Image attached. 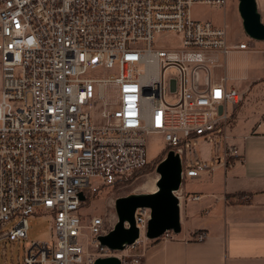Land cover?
<instances>
[{"label": "built area", "instance_id": "1", "mask_svg": "<svg viewBox=\"0 0 264 264\" xmlns=\"http://www.w3.org/2000/svg\"><path fill=\"white\" fill-rule=\"evenodd\" d=\"M229 2L0 0V242L25 241L32 216L53 222L51 240L25 243L23 264H143L149 209L136 211L140 237L122 251L100 242L115 225L83 210L150 163V136L180 157V208L185 183L243 162L231 126L244 95L216 72L251 42L231 45L226 26L191 17L193 6ZM166 35L179 44L158 46ZM200 143L210 147L208 161ZM177 238L166 231L154 241Z\"/></svg>", "mask_w": 264, "mask_h": 264}, {"label": "crops", "instance_id": "2", "mask_svg": "<svg viewBox=\"0 0 264 264\" xmlns=\"http://www.w3.org/2000/svg\"><path fill=\"white\" fill-rule=\"evenodd\" d=\"M257 2L264 19V0ZM231 54L235 60L228 66ZM229 55L221 59L219 75L244 95L231 126L244 160L192 182L200 186L191 194L185 189V200L192 194L202 199L188 200L185 212L182 204V232L175 240L152 241L143 264H264V44ZM198 232L207 239L194 241Z\"/></svg>", "mask_w": 264, "mask_h": 264}, {"label": "rangeland", "instance_id": "3", "mask_svg": "<svg viewBox=\"0 0 264 264\" xmlns=\"http://www.w3.org/2000/svg\"><path fill=\"white\" fill-rule=\"evenodd\" d=\"M191 17L198 21H210L218 26H226L228 43L233 45L241 41H250L252 50L262 49L263 42L256 41L248 37L243 29L242 20L238 11V0H230L225 9L213 8L207 5H196L191 8ZM264 23V19L262 18ZM156 43L161 47L177 46L179 38L174 35H166L156 39ZM259 56V55H256ZM233 54L227 58V64L230 66L235 60ZM238 59V58H236ZM175 74V72H172ZM216 74H220V69ZM1 86V73H0ZM176 95H169L168 101L174 102ZM163 138L153 135L148 138L147 151L148 160L152 162L143 172L126 185L117 188H109L91 199L88 206L84 207L83 213L89 217L100 216L108 224H116L118 217L115 209L116 200L121 197H127L133 194H149L157 190V180L159 175L156 172L158 164L166 157ZM199 158L208 161L210 157V147L200 143L198 146ZM200 183L187 182L183 189L188 194L199 189ZM186 192V191H185ZM190 201V199H188ZM183 202L184 210L187 207V201ZM51 215H35L29 218L28 236L25 241L8 244L7 248L0 250V264H23L24 245L26 242H48L53 237Z\"/></svg>", "mask_w": 264, "mask_h": 264}, {"label": "water", "instance_id": "4", "mask_svg": "<svg viewBox=\"0 0 264 264\" xmlns=\"http://www.w3.org/2000/svg\"><path fill=\"white\" fill-rule=\"evenodd\" d=\"M238 11L245 34L253 40L264 42V23L258 9L257 0H238ZM175 88V82H172ZM159 175L157 190L149 194H133L116 200L115 209L118 222L107 235L100 237L102 245L111 250L122 251L126 246L134 244L140 237L135 224V213L138 209H149L151 219L148 222L146 237L150 241L158 239L166 231L176 235L182 232L181 208L174 192L182 184V164L179 155L169 152L158 164ZM81 200L86 198L80 195ZM129 224V227H126ZM95 264H121L118 258L98 259Z\"/></svg>", "mask_w": 264, "mask_h": 264}, {"label": "trees", "instance_id": "5", "mask_svg": "<svg viewBox=\"0 0 264 264\" xmlns=\"http://www.w3.org/2000/svg\"><path fill=\"white\" fill-rule=\"evenodd\" d=\"M152 162L148 163L146 166H144L143 168L137 170L131 177L129 178H126L120 182H118L114 188H117V187H121L123 185H126L128 184L129 182H131L134 178H136L141 172H143ZM91 200H87V202L84 204V206H88V204L90 203ZM14 242H10V241H2L0 242V250H4L7 248V245L8 244H12Z\"/></svg>", "mask_w": 264, "mask_h": 264}, {"label": "bare ground", "instance_id": "6", "mask_svg": "<svg viewBox=\"0 0 264 264\" xmlns=\"http://www.w3.org/2000/svg\"><path fill=\"white\" fill-rule=\"evenodd\" d=\"M153 192H155V190Z\"/></svg>", "mask_w": 264, "mask_h": 264}]
</instances>
